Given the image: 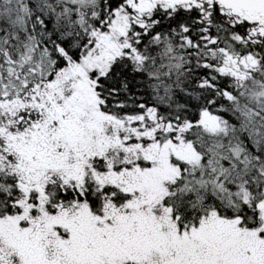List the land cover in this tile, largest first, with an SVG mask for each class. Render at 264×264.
Here are the masks:
<instances>
[{
	"label": "snow or ice",
	"instance_id": "6c2138e0",
	"mask_svg": "<svg viewBox=\"0 0 264 264\" xmlns=\"http://www.w3.org/2000/svg\"><path fill=\"white\" fill-rule=\"evenodd\" d=\"M0 264H264V0H0Z\"/></svg>",
	"mask_w": 264,
	"mask_h": 264
}]
</instances>
